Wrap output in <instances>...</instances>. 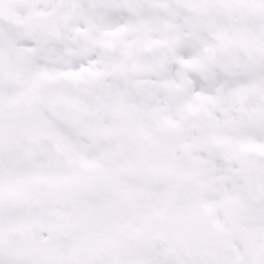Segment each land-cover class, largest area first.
<instances>
[{"label": "snow or ice", "instance_id": "obj_1", "mask_svg": "<svg viewBox=\"0 0 264 264\" xmlns=\"http://www.w3.org/2000/svg\"><path fill=\"white\" fill-rule=\"evenodd\" d=\"M0 264H264V0H0Z\"/></svg>", "mask_w": 264, "mask_h": 264}]
</instances>
